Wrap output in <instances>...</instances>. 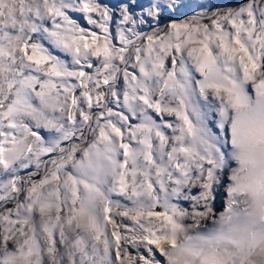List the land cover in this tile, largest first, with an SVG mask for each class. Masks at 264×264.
<instances>
[{
  "label": "snow or ice",
  "instance_id": "obj_1",
  "mask_svg": "<svg viewBox=\"0 0 264 264\" xmlns=\"http://www.w3.org/2000/svg\"><path fill=\"white\" fill-rule=\"evenodd\" d=\"M0 0V264H264V0Z\"/></svg>",
  "mask_w": 264,
  "mask_h": 264
},
{
  "label": "rangeland",
  "instance_id": "obj_2",
  "mask_svg": "<svg viewBox=\"0 0 264 264\" xmlns=\"http://www.w3.org/2000/svg\"><path fill=\"white\" fill-rule=\"evenodd\" d=\"M107 3H116L117 0H105ZM176 2L182 7H179L176 11L172 13L173 18L183 19L185 16H191L195 12L200 11L196 7L197 4H217L220 6H231L235 5L238 2H242V0H176Z\"/></svg>",
  "mask_w": 264,
  "mask_h": 264
}]
</instances>
